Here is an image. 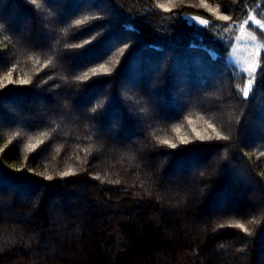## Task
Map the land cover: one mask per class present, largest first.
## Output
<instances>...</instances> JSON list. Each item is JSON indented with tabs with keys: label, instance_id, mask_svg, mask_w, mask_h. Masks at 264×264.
Returning a JSON list of instances; mask_svg holds the SVG:
<instances>
[{
	"label": "trees",
	"instance_id": "obj_1",
	"mask_svg": "<svg viewBox=\"0 0 264 264\" xmlns=\"http://www.w3.org/2000/svg\"><path fill=\"white\" fill-rule=\"evenodd\" d=\"M251 14L264 0H0V264H264V51L245 98L225 32Z\"/></svg>",
	"mask_w": 264,
	"mask_h": 264
},
{
	"label": "snow or ice",
	"instance_id": "obj_2",
	"mask_svg": "<svg viewBox=\"0 0 264 264\" xmlns=\"http://www.w3.org/2000/svg\"><path fill=\"white\" fill-rule=\"evenodd\" d=\"M26 2H27V0H26ZM31 3L32 4H36V0H31ZM101 19H103V18L100 17V16H89V15H85L82 19H75L74 20V25L78 29H80L81 26H84L86 24L88 25L90 21H96V20H101ZM221 19L228 20L229 17L228 16H222ZM207 23H208L207 20H201L200 21V24L201 25H206ZM101 34H102V32L97 31L93 35H91L89 38L84 39L83 44H71V45H68V47H71V48H74V49H84L86 46L91 45L93 41H95L96 39H98V37H100ZM129 47H131V45L129 43L125 42L124 43V48L127 49ZM255 70L256 69H255L254 66H250L247 69V71H249V73H253V72H255ZM90 71H91V73L93 75H96L97 73L110 74L111 71H112V69H110L106 64L100 63L98 68H91ZM12 75H13V72L11 70H9V71H7V73H6V75H5L4 78L7 79V77L12 76ZM88 78H89V76H88V73L87 72H85L83 76H76L75 77L76 80H84V81L88 80ZM15 83H17L19 85H27L29 83V81L28 80H18V81H15ZM251 84H252V81L250 80L249 81V86L248 87H245L243 89V97H245V98L249 97V90H250ZM55 87H59V85H55ZM146 103L149 105V107L148 108H142V109H140V111L145 112V114H146V117L145 118L149 117L152 113H154L156 111V105L151 100L146 101ZM67 107H69V105L65 104V108H67ZM90 111L92 113H95L97 111V109L96 108H91ZM52 115H55V113H53ZM84 119L85 120H94L95 117L94 116L85 115L84 116ZM209 127L211 128L212 125H209ZM53 131H55V129H53ZM197 135L199 136V133H197ZM216 135L220 139H223V140H227L228 139L227 136H220L219 133H216ZM200 138L202 140L205 139L204 137H200ZM182 142L186 143L187 141L185 140V141H182ZM160 143L162 145H169L170 142L168 140H163V141H160ZM170 146L172 148H176L177 147V145L175 143H172ZM214 162H215V158H212V159L207 160L205 162V164H204V168L201 169V171H200V175L201 176L204 175V169H207L209 166L213 165ZM70 174H71L70 172H62L61 173V176H68ZM262 175H264V173H262ZM47 179L51 180L52 177L49 176V177H47ZM3 204H4V200L2 198H0V205H3ZM6 211H8V209H3V211H0V217H2L3 216V212H6ZM262 211H264V210H262ZM12 223L15 224L17 222L15 220H12ZM235 226L237 228L243 229L245 232L248 231V229L245 228L243 224H237ZM219 227H224V225L221 224V225H219ZM221 247H223V246H221Z\"/></svg>",
	"mask_w": 264,
	"mask_h": 264
},
{
	"label": "rangeland",
	"instance_id": "obj_3",
	"mask_svg": "<svg viewBox=\"0 0 264 264\" xmlns=\"http://www.w3.org/2000/svg\"><path fill=\"white\" fill-rule=\"evenodd\" d=\"M189 19L197 21L198 23L203 20L192 16L189 17ZM249 22L255 24L264 32V22L255 14H251L240 24H230L227 28H225L226 34L233 41V48L229 60L246 75V81L243 89L249 86L250 80L252 81L250 86L251 89L254 83L255 75L261 63L262 51H264V41L260 40L251 32V30H249L247 27ZM250 66L255 67V72L249 73V71H247Z\"/></svg>",
	"mask_w": 264,
	"mask_h": 264
}]
</instances>
